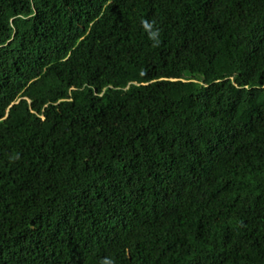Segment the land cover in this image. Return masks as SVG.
Listing matches in <instances>:
<instances>
[{"label":"trees","instance_id":"16d2710c","mask_svg":"<svg viewBox=\"0 0 264 264\" xmlns=\"http://www.w3.org/2000/svg\"><path fill=\"white\" fill-rule=\"evenodd\" d=\"M106 259L264 264V0H0V264Z\"/></svg>","mask_w":264,"mask_h":264},{"label":"clouds","instance_id":"9594fccd","mask_svg":"<svg viewBox=\"0 0 264 264\" xmlns=\"http://www.w3.org/2000/svg\"><path fill=\"white\" fill-rule=\"evenodd\" d=\"M147 27V25H146ZM149 37L150 39H152L154 41V46H158L159 45V30H153L149 32ZM104 264H114V262L111 259H106L104 261Z\"/></svg>","mask_w":264,"mask_h":264}]
</instances>
